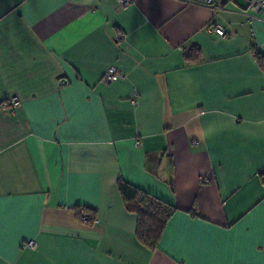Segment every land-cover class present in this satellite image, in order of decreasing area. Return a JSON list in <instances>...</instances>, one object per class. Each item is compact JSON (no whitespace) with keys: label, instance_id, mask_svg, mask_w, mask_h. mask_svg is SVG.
Listing matches in <instances>:
<instances>
[{"label":"crops","instance_id":"1","mask_svg":"<svg viewBox=\"0 0 264 264\" xmlns=\"http://www.w3.org/2000/svg\"><path fill=\"white\" fill-rule=\"evenodd\" d=\"M242 1L0 0V264H264V15ZM118 179L177 208L155 250Z\"/></svg>","mask_w":264,"mask_h":264},{"label":"trees","instance_id":"2","mask_svg":"<svg viewBox=\"0 0 264 264\" xmlns=\"http://www.w3.org/2000/svg\"><path fill=\"white\" fill-rule=\"evenodd\" d=\"M183 57L186 62H195L199 59V49L192 45L184 51ZM258 59L262 65L264 57L259 55ZM117 188L125 209L135 215V239L145 248L155 250L167 221L177 208L122 179L117 180ZM82 209L89 213L91 220H94L92 211L86 208L76 210L78 218ZM188 212L191 215L194 213L192 209ZM92 223V221L87 222V224Z\"/></svg>","mask_w":264,"mask_h":264},{"label":"built area","instance_id":"3","mask_svg":"<svg viewBox=\"0 0 264 264\" xmlns=\"http://www.w3.org/2000/svg\"><path fill=\"white\" fill-rule=\"evenodd\" d=\"M117 3V6L119 8H125L129 6L132 2V0H115ZM182 4H188V5H194L198 7H204L211 10H221V5L219 4L218 0H174ZM247 7L254 12L260 13L264 15V0H246ZM210 31H213L217 36L221 38H226L230 35V30L227 28L221 26V25H214V27L209 28ZM122 34H117V39L122 38ZM116 74L113 69L109 70L107 74L105 75V80L107 81H113L116 79ZM20 103L19 99L17 97H11L10 99H7V101L1 103L0 108L4 110L6 107H15ZM79 219L83 223H87L89 221H92L94 223V220H91V217L89 213L85 210H80L79 212ZM27 246L33 247L32 242H28Z\"/></svg>","mask_w":264,"mask_h":264},{"label":"rangeland","instance_id":"4","mask_svg":"<svg viewBox=\"0 0 264 264\" xmlns=\"http://www.w3.org/2000/svg\"><path fill=\"white\" fill-rule=\"evenodd\" d=\"M229 5H233L234 7L238 8L240 6H243L242 4L244 3L242 0H228Z\"/></svg>","mask_w":264,"mask_h":264},{"label":"water","instance_id":"5","mask_svg":"<svg viewBox=\"0 0 264 264\" xmlns=\"http://www.w3.org/2000/svg\"><path fill=\"white\" fill-rule=\"evenodd\" d=\"M220 2H223V0H220Z\"/></svg>","mask_w":264,"mask_h":264}]
</instances>
